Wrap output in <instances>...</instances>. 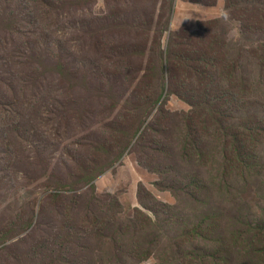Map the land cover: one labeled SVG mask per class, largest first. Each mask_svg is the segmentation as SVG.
Wrapping results in <instances>:
<instances>
[{
	"label": "rangeland",
	"instance_id": "1",
	"mask_svg": "<svg viewBox=\"0 0 264 264\" xmlns=\"http://www.w3.org/2000/svg\"><path fill=\"white\" fill-rule=\"evenodd\" d=\"M65 1L44 32L25 12L39 0L17 10L0 1V264H261L240 221L264 216V168L245 179L225 156L260 152L264 164V137H191L195 106L184 98L198 90V52L225 44L224 61L264 106V4ZM199 32L207 45L190 37L174 48ZM185 53L176 93L171 67ZM12 96L27 119L11 117Z\"/></svg>",
	"mask_w": 264,
	"mask_h": 264
},
{
	"label": "trees",
	"instance_id": "2",
	"mask_svg": "<svg viewBox=\"0 0 264 264\" xmlns=\"http://www.w3.org/2000/svg\"><path fill=\"white\" fill-rule=\"evenodd\" d=\"M4 3V9H10L15 7L17 10L19 7H26L27 4H31L34 0H19L17 5L11 4L13 0H0ZM39 4H34V8L31 7L26 9L27 15V24L35 25L40 24V29L44 32L43 20L46 17H50V15L54 13H58L57 9H63L66 5L65 0H60V4L53 2L52 0H39ZM244 4V9L253 8L257 6V3L264 4V0H242ZM44 4V8L43 5ZM16 10L9 12L10 21L14 24L15 13ZM41 32V33H43ZM48 35V34H44ZM37 37L40 39L43 35L37 34ZM192 37L199 42L206 44L208 41V35H205L201 32L197 33L194 36L188 35V33H183L180 36H176L172 40V44L174 48L179 46L181 49L186 51V43L185 39ZM40 40H36L38 43ZM59 41V40H58ZM46 43L49 45L47 48L50 49L56 56L60 57V52L56 49L57 46L55 44L50 43L48 40ZM216 44V43H215ZM214 44V45H215ZM207 45V44H206ZM210 49L204 53H194L193 57L196 55L198 57L194 61L191 62L190 68L193 66V72L190 71V76H193L198 83L197 91H187L188 97L184 98L186 101H191L195 108L192 111V120H194L193 125L195 129L193 130L191 137H206L209 134H214L217 137L220 134H225L230 137H248V136H260L264 137V118L260 117L259 110L264 109L263 102L253 99V95L256 92L254 82L250 79V81L242 75L236 76L238 73V66L235 61L230 60L229 62H225L223 57L228 54V50L225 49V44H223L220 48H216L213 45H210ZM70 49V48H69ZM216 53L218 55H216ZM192 57V58H193ZM201 58L202 60H200ZM191 61V58L185 53L183 57L178 58L175 64L171 67L172 73V84L175 85L176 93H179L180 88L183 86L181 84L183 77L178 74V70L180 68V64L182 68L187 65L188 62ZM196 62V63H195ZM68 63L66 66L68 67ZM262 69L264 71V62H262ZM92 68L95 72L100 70L99 65H92ZM139 71V68L136 67V72L132 76H136ZM227 72L224 75V72ZM219 78L220 85L213 89L212 84ZM244 79V80H243ZM189 81V79H188ZM11 80L8 85H10ZM144 97V96H143ZM9 104V105H7ZM7 106L11 107V117L16 119L17 116H21V112L29 110L26 107V103L21 96H12L7 103ZM17 111V113H16ZM26 119L27 116L25 115ZM0 137H5L4 133ZM239 158L233 157L228 158L225 156V164H229L232 167H235L236 162L240 165H245L243 167L246 168L244 172V178L248 179V175L256 173L258 170H262L264 168L263 160L260 155V152L254 153L252 158L243 159V162L237 161ZM241 170V169H239ZM12 174L15 176L14 169L12 168ZM240 221V219L238 220ZM243 223L240 225V231L243 233L245 227L249 233V231L253 232L254 237V255L257 257L258 261L261 264H264V216L252 225L251 223H247L248 220L244 218ZM222 254L230 252L226 247H228L225 239L223 238L221 243ZM239 257V256H238ZM241 258V257H239ZM239 264H253L246 263L242 258Z\"/></svg>",
	"mask_w": 264,
	"mask_h": 264
}]
</instances>
